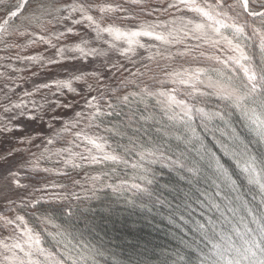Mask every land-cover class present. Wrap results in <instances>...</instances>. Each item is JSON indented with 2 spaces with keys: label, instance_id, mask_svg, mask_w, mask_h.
I'll use <instances>...</instances> for the list:
<instances>
[{
  "label": "snow or ice",
  "instance_id": "1",
  "mask_svg": "<svg viewBox=\"0 0 264 264\" xmlns=\"http://www.w3.org/2000/svg\"><path fill=\"white\" fill-rule=\"evenodd\" d=\"M0 11V264H264V0Z\"/></svg>",
  "mask_w": 264,
  "mask_h": 264
},
{
  "label": "trees",
  "instance_id": "2",
  "mask_svg": "<svg viewBox=\"0 0 264 264\" xmlns=\"http://www.w3.org/2000/svg\"><path fill=\"white\" fill-rule=\"evenodd\" d=\"M12 2L14 3L15 0H12ZM0 15H3L2 11H0ZM15 22H18V20ZM15 54H16L15 50H13L12 55L14 56ZM20 54L21 55H27L29 53L28 52H21ZM4 55H6V53L3 51H0V56H4ZM6 63H11L15 67H17L18 65H21V64H18L14 59L10 60V61H0V64H6ZM20 67H23V65H21ZM5 71H6V69L4 67H0V73L5 72ZM7 72L9 74L10 78H12V79H17L19 76H26V73H24V72H17V73L13 74L11 69H7ZM128 160H129V163L127 166H125V165L119 166L116 175L112 178L113 182H119V179H126V180L131 181L132 176L134 174V170L132 169L131 165L137 162V157L130 156V157H128ZM69 171H71V169H69ZM73 175H75V173H73ZM81 178H82V176H81ZM54 179L60 180L59 177H55ZM23 182L27 183L28 181L25 180ZM61 182L65 183V184H70V182L67 179L62 180ZM71 187L74 188V190H76L77 192L80 191V189L74 185H72ZM56 191H60V189H56ZM63 219H64L63 217H60V219L57 220V223H60ZM4 235H6V233H4ZM156 235H157L156 233H153V236H156ZM0 238H3V236H0ZM45 240H46L45 246L51 248V241H48L47 238H45ZM154 242L158 243V244L165 243L169 247L174 246V244H175V241L168 242L162 236L160 239H156ZM52 250L55 251V249H52Z\"/></svg>",
  "mask_w": 264,
  "mask_h": 264
},
{
  "label": "rangeland",
  "instance_id": "3",
  "mask_svg": "<svg viewBox=\"0 0 264 264\" xmlns=\"http://www.w3.org/2000/svg\"><path fill=\"white\" fill-rule=\"evenodd\" d=\"M21 65H18L17 67H20ZM3 259V257L2 256H0V260H2Z\"/></svg>",
  "mask_w": 264,
  "mask_h": 264
}]
</instances>
